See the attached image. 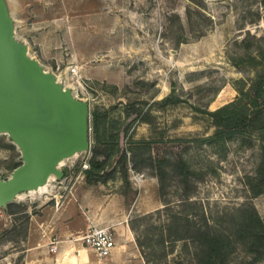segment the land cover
Masks as SVG:
<instances>
[{"label":"rangeland","instance_id":"374dc122","mask_svg":"<svg viewBox=\"0 0 264 264\" xmlns=\"http://www.w3.org/2000/svg\"><path fill=\"white\" fill-rule=\"evenodd\" d=\"M8 2L14 35L28 54L86 99L90 116L98 109L115 126L127 170L115 155L101 171L106 181H86L83 170L94 153L90 125L89 147L64 159L66 174L50 180V191H20L0 206V264H22L29 247L47 245L45 221L72 196L75 182L121 193L127 206L144 187L162 200L158 208L126 212L133 264H200L192 238L198 230L231 235L226 264H264V254L240 236L246 218H264V190L254 192L258 140L193 139L213 131L203 111L232 100L235 79L255 75L248 56L264 47V0ZM137 139H151L150 150L130 148ZM149 154L152 166L144 160ZM21 161L17 144L0 132L1 177ZM150 175L155 182L143 187L139 179Z\"/></svg>","mask_w":264,"mask_h":264},{"label":"water","instance_id":"95a60500","mask_svg":"<svg viewBox=\"0 0 264 264\" xmlns=\"http://www.w3.org/2000/svg\"><path fill=\"white\" fill-rule=\"evenodd\" d=\"M0 132L17 144L22 159L7 178L0 175L2 207L50 175L61 178L59 161L90 145L89 102L28 54L14 35L8 0H0Z\"/></svg>","mask_w":264,"mask_h":264},{"label":"trees","instance_id":"16d2710c","mask_svg":"<svg viewBox=\"0 0 264 264\" xmlns=\"http://www.w3.org/2000/svg\"><path fill=\"white\" fill-rule=\"evenodd\" d=\"M258 55H249L248 58L256 66L255 75L248 80L237 78L234 80V87L237 91L235 97L214 109H206L203 112L208 115L213 131L204 136L193 137L194 140L222 141L234 135L256 138L259 142L260 157L257 166V173L254 176L256 189L254 192L260 193L264 190V47L258 49ZM240 62V61H236ZM92 137L94 140L93 155L88 161V167L83 171L87 182H104L110 176L104 178L103 171L106 161L118 155V162L126 172V153L120 152L119 135L114 125H107L102 112L93 109L90 116ZM151 139L134 140V146L150 150ZM100 144L104 147L101 150ZM98 153H103V159L96 157ZM144 160L149 165H154L151 154ZM132 167H135L136 160L130 159ZM164 163V160H161ZM114 168V167H113ZM65 172L63 176H65ZM160 182L165 170L156 171ZM62 176V177H63ZM9 202H7L8 204ZM6 204V206H7ZM242 225L241 235L243 239L249 238L250 250L264 254V218L252 214ZM192 238L199 244L198 262L200 264H226L227 255L233 250V241L230 234L215 231H196Z\"/></svg>","mask_w":264,"mask_h":264},{"label":"crops","instance_id":"0c3cea01","mask_svg":"<svg viewBox=\"0 0 264 264\" xmlns=\"http://www.w3.org/2000/svg\"><path fill=\"white\" fill-rule=\"evenodd\" d=\"M153 180L155 182L151 175L142 176L139 183L144 187ZM94 186L87 183L85 188L80 183L73 184L72 196L68 195L49 223L45 221L47 245L29 247L22 264H133L131 232L128 222H124L126 212H146L158 208L162 200L144 187L127 206L123 194L99 193L98 189L94 191ZM90 225H111L114 228L115 246L109 255L99 258L92 248L76 238ZM53 236L57 238V249L50 252L49 242Z\"/></svg>","mask_w":264,"mask_h":264},{"label":"built area","instance_id":"2783aa9c","mask_svg":"<svg viewBox=\"0 0 264 264\" xmlns=\"http://www.w3.org/2000/svg\"><path fill=\"white\" fill-rule=\"evenodd\" d=\"M70 71L76 72V67H73V66L70 67ZM56 77L60 79L58 75H56ZM63 82H64V85H66L65 81ZM61 164H59L60 167H61ZM83 165L84 167L87 166V162H85ZM55 178L56 177L52 175L50 180H53ZM50 180L48 181L49 185H50ZM49 188H52V186ZM76 238L80 239L81 242L85 244L86 246H89L90 248H92L95 254L99 258H103L109 255L113 247L115 246V232H114V228L111 225H90L84 231L79 233ZM49 244H50L49 245L50 250L55 251L57 249L56 236H53L51 238V241L49 242Z\"/></svg>","mask_w":264,"mask_h":264},{"label":"bare ground","instance_id":"6f19581e","mask_svg":"<svg viewBox=\"0 0 264 264\" xmlns=\"http://www.w3.org/2000/svg\"><path fill=\"white\" fill-rule=\"evenodd\" d=\"M75 154H77V153H74V154H72L71 156H75ZM71 156H68V157L71 158ZM68 157H66V158H68ZM66 158H63L62 160H60V161H59V164L63 163V162H64V159H66ZM51 177H52V175H50V176L48 177L46 183L39 185L36 189H28V190L31 191V192H32V191H40V192H46V191H48V190H49V184H48V181L50 180ZM49 191H50V190H49ZM24 193H25V192H24Z\"/></svg>","mask_w":264,"mask_h":264}]
</instances>
